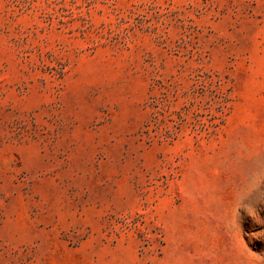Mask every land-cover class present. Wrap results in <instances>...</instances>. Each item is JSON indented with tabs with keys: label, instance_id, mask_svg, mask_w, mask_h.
Segmentation results:
<instances>
[{
	"label": "rangeland",
	"instance_id": "obj_1",
	"mask_svg": "<svg viewBox=\"0 0 264 264\" xmlns=\"http://www.w3.org/2000/svg\"><path fill=\"white\" fill-rule=\"evenodd\" d=\"M0 264H264V0H0Z\"/></svg>",
	"mask_w": 264,
	"mask_h": 264
}]
</instances>
